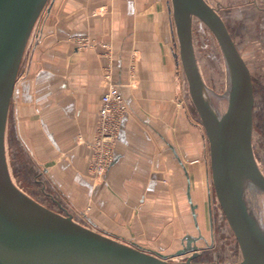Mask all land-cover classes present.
<instances>
[{
    "label": "crops",
    "instance_id": "crops-1",
    "mask_svg": "<svg viewBox=\"0 0 264 264\" xmlns=\"http://www.w3.org/2000/svg\"><path fill=\"white\" fill-rule=\"evenodd\" d=\"M142 4L54 0L37 25L29 69L13 96V119L17 140L39 177L49 182L52 193L40 203L49 196L73 217L90 220L94 230L171 257L192 236L184 235V217L194 221L189 186L199 228L194 224L202 230L201 175L210 203V170L207 166L202 171L199 164L206 135L180 97L181 63L175 51V71L141 66L136 87L129 84L128 71L118 65L126 57L122 49L129 57L133 46L146 44L153 14H172L169 0L164 8ZM171 32L174 37L172 20ZM77 36L91 38L94 47L79 51L73 40ZM108 61L126 111L113 147L114 161L95 182L90 173L91 147L108 87L104 79ZM179 240L181 249L176 246Z\"/></svg>",
    "mask_w": 264,
    "mask_h": 264
},
{
    "label": "water",
    "instance_id": "water-1",
    "mask_svg": "<svg viewBox=\"0 0 264 264\" xmlns=\"http://www.w3.org/2000/svg\"><path fill=\"white\" fill-rule=\"evenodd\" d=\"M53 1L0 0V264H264V217L254 203L264 196V174L253 149V78L218 10L206 0H171L180 49L176 57L209 141L213 189L239 244L238 262L196 261L202 236H187L186 247L171 257L147 251L87 227L68 212H55L18 187L7 159L9 115L37 25ZM194 21L213 34L223 52L229 82L224 110L213 103L216 95L199 70ZM188 199L199 228L190 186Z\"/></svg>",
    "mask_w": 264,
    "mask_h": 264
},
{
    "label": "rangeland",
    "instance_id": "rangeland-1",
    "mask_svg": "<svg viewBox=\"0 0 264 264\" xmlns=\"http://www.w3.org/2000/svg\"><path fill=\"white\" fill-rule=\"evenodd\" d=\"M144 1V2H143ZM171 3V0H169ZM210 5L218 10L219 15L224 20L229 32L231 33L236 45L241 54L246 60L253 78L254 84V127H253V149L258 163V166L264 174V0H206ZM141 2V3H140ZM136 3L141 6L148 7L151 4L153 7L161 5L165 6V0H136ZM164 10V9H163ZM148 15H146L147 17ZM171 20L173 21L175 30V39L171 32ZM152 35L145 31V45L133 46L130 50L129 57L124 54L126 51L122 49L125 60L118 65L122 69L128 71L131 86H138L139 78L138 71L141 66L144 69H169L175 71L173 63V51L179 54V42L176 33L175 19L173 13L171 15L163 14L158 16L152 15ZM79 51H87L94 47V40L87 36H77L73 38ZM83 41L82 44L79 41ZM137 41H140L137 38ZM193 42L195 55L199 70L206 86L216 95L212 97L213 103L224 110L228 104V100L224 98L228 93V70L226 67L223 52L213 34L204 27L201 23L194 21L193 23ZM35 44H37L35 42ZM30 46L26 55L23 67L20 72V80L23 78L27 68L31 62L33 51ZM34 47V46H33ZM159 56V57H158ZM143 57V62L141 58ZM172 61V62H171ZM181 63V61H180ZM28 65V66H27ZM113 66L110 61L104 67V79L108 85L106 74L110 71L113 75ZM178 81L180 82L179 94L188 110L199 120L202 133L205 130L200 121L197 110L192 102L188 81L183 70L182 64L179 68ZM114 82L116 80L113 75ZM221 97V98H220ZM220 98V99H218ZM14 103V101L12 100ZM11 105L8 128H7V159L10 172L14 182L28 195L40 202L45 194L52 193L49 189V182L44 180L39 173L34 169L30 156L21 147V143L17 140L14 116V104ZM95 140L92 143V160L94 153ZM202 139V154L200 166L202 171L209 168L210 182V203L207 199L205 179L201 175L202 187V207L199 213L202 234L206 239L199 241L198 246L206 252V259L209 262L217 260L221 263H235L241 259L240 247L237 239L231 230L228 222L223 219L225 217L221 207L219 206L212 184L211 163H210V148L209 141L206 136L204 148ZM90 173L96 182L103 175H97L96 171L90 167ZM204 174V173H203ZM37 176V177H36ZM99 177V178H98ZM205 188V189H204ZM44 193V194H43ZM46 207L55 212L66 214V210H62L57 203L50 201L49 196L44 200ZM257 202V204H256ZM255 203V210L261 212L264 217V196H259ZM212 211H210V208ZM210 217H214L211 222ZM77 222L89 226L92 229L95 227L86 217H73ZM185 218V236L190 234L198 237L199 230L195 227L192 217ZM184 236V237H185ZM178 249L182 248V241L179 240L176 245ZM176 248V249H177ZM182 258H175V260Z\"/></svg>",
    "mask_w": 264,
    "mask_h": 264
},
{
    "label": "built area",
    "instance_id": "built-area-1",
    "mask_svg": "<svg viewBox=\"0 0 264 264\" xmlns=\"http://www.w3.org/2000/svg\"><path fill=\"white\" fill-rule=\"evenodd\" d=\"M83 41H79L82 44ZM107 91L102 97L99 109V124L94 145L92 168L97 175H104L114 161L113 147L117 141L123 116L126 111L119 85L109 71L106 74Z\"/></svg>",
    "mask_w": 264,
    "mask_h": 264
},
{
    "label": "flooded vegetation",
    "instance_id": "flooded-vegetation-1",
    "mask_svg": "<svg viewBox=\"0 0 264 264\" xmlns=\"http://www.w3.org/2000/svg\"><path fill=\"white\" fill-rule=\"evenodd\" d=\"M211 211H212V210H211ZM222 218L226 220L225 217H222ZM213 219H214V217H210L211 222H213ZM226 221H227V220H226ZM198 235H199L198 237L202 236V239H200L199 241H204V242H205L206 239L204 238V236H203L201 230H199V234H198ZM199 241H198V242H199ZM198 242H197V245H198ZM185 247H186V245H185ZM185 247H183V249H184ZM198 247H199V246H198ZM206 252H207V251H204V250L201 249V247H199V253H200V256H198L195 260L198 261V262H209V261L205 258V257H206V255H205ZM188 255H190V253H186L183 257L186 258V257H188ZM214 261H217V260H214Z\"/></svg>",
    "mask_w": 264,
    "mask_h": 264
},
{
    "label": "bare ground",
    "instance_id": "bare-ground-1",
    "mask_svg": "<svg viewBox=\"0 0 264 264\" xmlns=\"http://www.w3.org/2000/svg\"><path fill=\"white\" fill-rule=\"evenodd\" d=\"M176 55H178V54H176ZM178 60H179V58H178ZM179 64H180V60H179Z\"/></svg>",
    "mask_w": 264,
    "mask_h": 264
}]
</instances>
